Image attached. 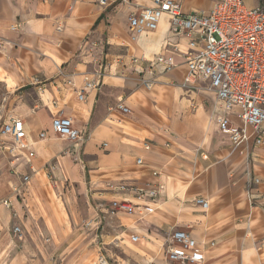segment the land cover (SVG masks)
I'll return each instance as SVG.
<instances>
[{"label": "crops", "instance_id": "0c3cea01", "mask_svg": "<svg viewBox=\"0 0 264 264\" xmlns=\"http://www.w3.org/2000/svg\"><path fill=\"white\" fill-rule=\"evenodd\" d=\"M215 1L181 0V5L185 13L209 12ZM245 2L264 8V0ZM154 5L155 0H110L107 6L97 0H0V86L9 99L0 103L7 117L0 130L16 116L27 131L26 148L12 151L16 143L1 133L0 148L10 145L6 149L14 159L9 163L31 175L15 200L19 202L32 184L39 191L43 175L52 170L56 197L47 215L39 213L42 232L61 246L68 243V249L91 234L99 240L84 245L91 264L97 248L119 249L111 254L114 264H179L168 259L165 246L176 228L206 244L205 258L196 264H264V184L250 200L246 173L250 159L255 173L264 178V146H256L252 137L248 155L234 151L211 112L206 118L214 120V129L200 131L195 147L176 123L183 99L175 103L148 96L141 73L159 55H173L176 63L170 71L153 66L152 87L161 94L185 91L187 73L180 53L188 49L187 40L171 33L167 16L157 30L133 36L131 12ZM86 77L99 79L100 87L85 89ZM197 84L201 89H195L214 96L205 89L207 81L199 79ZM120 103L131 110L121 111ZM6 105L9 109H2ZM60 115L71 117L86 141L76 147L56 134L52 123ZM231 119L240 124L235 114ZM42 132L46 137L41 138ZM10 175L0 179V231L13 219L14 209L3 204L18 182ZM145 184L160 185L157 198L137 199L134 187ZM198 198L207 200L208 207L196 203ZM123 199L142 211L112 214L111 202ZM26 210L21 207L19 214L25 224ZM29 229L35 241L24 242L23 250L34 249L35 256L3 258L0 264H54L41 255L38 231ZM6 249L0 244V254Z\"/></svg>", "mask_w": 264, "mask_h": 264}, {"label": "built area", "instance_id": "2783aa9c", "mask_svg": "<svg viewBox=\"0 0 264 264\" xmlns=\"http://www.w3.org/2000/svg\"><path fill=\"white\" fill-rule=\"evenodd\" d=\"M109 1L97 0L101 6H107ZM166 16L170 21L171 33L186 39L188 43V49L184 52H180L178 46L173 48L186 61L187 73L183 86L201 89L197 81L202 79L208 82L209 89L216 93L220 105V112L215 114L220 130L229 135L234 151L248 155L247 144L252 137L256 146H264V8L249 7L245 0H216L209 12L185 13L181 0H155L154 6L137 8L129 15L133 36L157 30ZM153 66L170 71L176 66L174 56L159 55ZM153 66L146 68L140 77L141 83L148 88L156 82ZM100 85L99 79L86 77L84 88H98ZM79 99H84L82 92L79 93ZM118 108L123 112L130 111L129 107L121 103ZM234 114L240 124L232 122L231 115ZM52 124L56 134L68 138L76 147L86 141L85 134L75 126L71 117L57 116ZM0 133L16 143L12 151L26 148L24 139L27 131L23 119L10 117L2 125ZM40 136L46 137V132ZM145 147L150 148V145L146 144ZM29 156L33 157L34 152H30ZM142 162L143 159L139 158L138 163ZM246 173L249 176L248 198L253 201L254 191L264 184V178L255 173L250 159L247 160ZM154 174L159 173L155 171ZM30 179L31 175H23V183L28 184ZM14 190L18 191V187H14ZM159 190V184L134 187L138 200L157 198ZM196 203L208 207V201L203 198L196 199ZM3 204L8 209H14L9 197L3 200ZM136 210L142 211L140 206L127 199L111 202L112 214H132ZM13 232L21 234L22 229L14 225ZM132 239L138 241L139 236L134 235ZM165 246L168 259L179 264L202 262L207 248L205 243L181 228L169 232Z\"/></svg>", "mask_w": 264, "mask_h": 264}, {"label": "rangeland", "instance_id": "374dc122", "mask_svg": "<svg viewBox=\"0 0 264 264\" xmlns=\"http://www.w3.org/2000/svg\"><path fill=\"white\" fill-rule=\"evenodd\" d=\"M141 85L145 87V85H143L142 83ZM157 88L155 86L152 88H146V91L148 92V96L150 98H159L162 96L164 99H171L175 103L180 101V99H183L181 114L179 113L180 110H178V114L176 115V123L182 125L184 132L183 135L188 139V142L192 144V141L194 143L193 146L198 147L200 145L199 138H197L198 133H200V131L205 132V130L209 131L214 129V120L209 121V118H206V114L210 115L211 112H213L212 116L214 119V115L220 112V105L218 103L216 93L207 88V85H205V89L209 92H212V94L214 95L213 97L208 93H201L195 88L194 90L196 91V93H193L192 89L188 86H183L185 91L178 87V92H175L172 95H168L167 91L161 94V91H158ZM188 89L190 91H187ZM5 94V89L0 86L1 104H4L6 102V99L9 100ZM5 108L9 109V106H2V109ZM4 111H0V115L2 116H0V125L7 118L4 114ZM9 146L5 147L4 149L0 148V179L7 174H11L10 177L12 176L14 177V179L16 178V181H18L17 184L14 185L18 187V191L16 192L14 188H12L11 192L8 193V195L5 197V199L8 197L13 198V201L15 202V208L12 212L13 219L11 220L10 227L7 229H1L0 231V244H3L5 247H7L6 250L1 252L0 259H15L35 256L34 249L23 250L24 242L35 241L34 239H32V237H30L29 233V231H31L29 228H33L38 231L36 241L43 245L42 251L40 252L42 253L41 255L44 259H50V261L54 264H91L90 260L88 259L90 250L86 249V246L84 245L90 243L91 241V243H93L94 245L99 242V240H96V238L94 239L91 234L84 235L81 238L82 243L75 242V244L72 245L70 249H68V243H64V245L61 246V244L57 241V238L51 239V234L42 232L43 223L39 219V213L47 215L48 210H50V207H52V197H56V188L54 183L55 176L52 170L47 169L48 177L43 175L44 180H42L41 185L39 186V191H37L32 184L30 190L24 191L23 195L19 197V202L15 200L16 193H18L20 190L25 189L24 186H27L26 183H23V175H26V173L21 168L18 169L17 166L13 164L11 165L9 163V160L11 161L12 159H14L13 155H11L9 150H7L10 149ZM82 162L84 163V161ZM28 172L30 175V170ZM26 192L27 194L29 193L28 196L24 195V193ZM30 200L31 202H29ZM21 207L27 209V213L25 214L24 219L26 217L29 218V222L26 224L23 222L19 215ZM30 208H32L33 210H30ZM14 225H20L22 227L23 231L21 232V234H16L13 232ZM63 246L64 249H62ZM112 252H120V250L114 249V251H110L104 248H97L96 251H94V253L92 254V257L95 260V262H92V264H104L105 260L106 264H114V256L111 255ZM101 257L104 258L103 261H101Z\"/></svg>", "mask_w": 264, "mask_h": 264}, {"label": "bare ground", "instance_id": "6f19581e", "mask_svg": "<svg viewBox=\"0 0 264 264\" xmlns=\"http://www.w3.org/2000/svg\"><path fill=\"white\" fill-rule=\"evenodd\" d=\"M104 264H106V263H104Z\"/></svg>", "mask_w": 264, "mask_h": 264}]
</instances>
